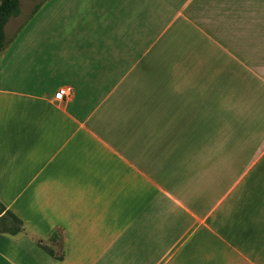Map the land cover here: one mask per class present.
Instances as JSON below:
<instances>
[{
    "label": "crops",
    "instance_id": "1",
    "mask_svg": "<svg viewBox=\"0 0 264 264\" xmlns=\"http://www.w3.org/2000/svg\"><path fill=\"white\" fill-rule=\"evenodd\" d=\"M0 203V264H264V0H47L0 54Z\"/></svg>",
    "mask_w": 264,
    "mask_h": 264
},
{
    "label": "trees",
    "instance_id": "2",
    "mask_svg": "<svg viewBox=\"0 0 264 264\" xmlns=\"http://www.w3.org/2000/svg\"><path fill=\"white\" fill-rule=\"evenodd\" d=\"M47 0H40L34 5L27 19L19 26L15 33L11 37H7L5 33V27L8 22L17 18L21 14L20 0H0V54H3L8 47L13 43L16 36L25 27V25L34 17L43 4ZM23 231L21 221L13 214L6 211L4 206L0 203V234L15 236ZM35 243L43 248L50 256L53 255L52 251L41 246L37 241Z\"/></svg>",
    "mask_w": 264,
    "mask_h": 264
},
{
    "label": "rangeland",
    "instance_id": "3",
    "mask_svg": "<svg viewBox=\"0 0 264 264\" xmlns=\"http://www.w3.org/2000/svg\"><path fill=\"white\" fill-rule=\"evenodd\" d=\"M40 0H20L21 14L17 18H13L9 21L6 28V36L11 37L19 26L27 19L29 13L36 3Z\"/></svg>",
    "mask_w": 264,
    "mask_h": 264
},
{
    "label": "built area",
    "instance_id": "4",
    "mask_svg": "<svg viewBox=\"0 0 264 264\" xmlns=\"http://www.w3.org/2000/svg\"><path fill=\"white\" fill-rule=\"evenodd\" d=\"M71 94H72L71 88L69 87L61 88L54 94V100L57 102H61L65 99H69Z\"/></svg>",
    "mask_w": 264,
    "mask_h": 264
}]
</instances>
